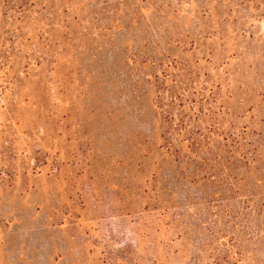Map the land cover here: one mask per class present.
Returning <instances> with one entry per match:
<instances>
[{
    "label": "rangeland",
    "instance_id": "obj_1",
    "mask_svg": "<svg viewBox=\"0 0 264 264\" xmlns=\"http://www.w3.org/2000/svg\"><path fill=\"white\" fill-rule=\"evenodd\" d=\"M0 264H264V0H0Z\"/></svg>",
    "mask_w": 264,
    "mask_h": 264
}]
</instances>
